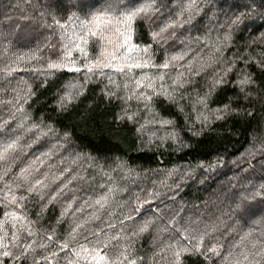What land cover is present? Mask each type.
<instances>
[{"label":"trees","instance_id":"trees-1","mask_svg":"<svg viewBox=\"0 0 264 264\" xmlns=\"http://www.w3.org/2000/svg\"><path fill=\"white\" fill-rule=\"evenodd\" d=\"M0 264H264V0H0Z\"/></svg>","mask_w":264,"mask_h":264},{"label":"snow or ice","instance_id":"snow-or-ice-1","mask_svg":"<svg viewBox=\"0 0 264 264\" xmlns=\"http://www.w3.org/2000/svg\"><path fill=\"white\" fill-rule=\"evenodd\" d=\"M141 11H143L142 9H137L136 11H132V12H130L129 14H127V16H126V21H127V23L128 24H131V22H132V18L134 17V16H136V15H138L139 14V12H141ZM167 65H165V67H166ZM178 255V254H177Z\"/></svg>","mask_w":264,"mask_h":264}]
</instances>
